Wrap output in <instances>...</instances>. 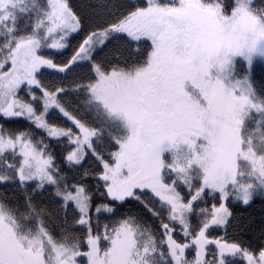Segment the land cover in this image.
Returning a JSON list of instances; mask_svg holds the SVG:
<instances>
[{
    "label": "snow or ice",
    "instance_id": "6c2138e0",
    "mask_svg": "<svg viewBox=\"0 0 264 264\" xmlns=\"http://www.w3.org/2000/svg\"><path fill=\"white\" fill-rule=\"evenodd\" d=\"M0 264H264V0H0Z\"/></svg>",
    "mask_w": 264,
    "mask_h": 264
}]
</instances>
